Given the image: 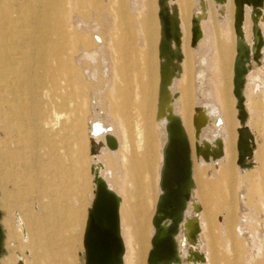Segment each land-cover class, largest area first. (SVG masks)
<instances>
[{
  "label": "bare ground",
  "instance_id": "6f19581e",
  "mask_svg": "<svg viewBox=\"0 0 264 264\" xmlns=\"http://www.w3.org/2000/svg\"><path fill=\"white\" fill-rule=\"evenodd\" d=\"M153 1L155 3L152 4ZM108 7L115 8V17L107 12L114 19L112 23L109 20V23L103 25L98 15ZM152 9H156L157 14V38L152 37V33L149 39H141L144 47L146 44L149 46L144 52L148 65L143 67V72L151 77H155L158 72L159 76L153 90L154 102L145 105L147 112H152L151 123L148 132L146 129L139 132L138 150L125 154L122 152L124 139L115 132L117 121L105 98V92L109 89L113 94L118 74L123 75L124 83L129 87V80L125 77L127 67L121 61L130 53L127 40L132 21ZM164 9L169 11L172 20L168 39L160 16ZM259 9L246 3V0H240L239 4L235 0H224L222 3L215 0H163L162 5L160 0H0V96L13 93V89L19 85L20 64L26 58L34 61L35 67L46 68L50 67L51 53L60 62V72L84 69L82 72L90 83L104 81L105 88L93 93L90 98V114L93 117L87 122V137L90 155L95 162L91 178L94 198L97 178L105 181L118 196L120 233L124 243L123 264H143L146 244L149 240L152 242L155 233L153 218L162 193L161 172L164 148L168 141L166 125L170 117L175 115L181 119L191 144L194 181L192 198L177 236L179 262L175 264H196V259L192 257L202 260L200 251L205 254V261L197 264H213L215 247H226L230 252L234 242H239L243 251L247 252L248 264L264 261V196L260 188L256 190V186H252L251 179L238 176L234 165L233 142L237 122L230 74V32L234 27L236 53L238 43L242 41L251 59L255 49L251 45L252 29L258 30L256 22L259 21V28L264 33V8ZM194 18L198 20L200 28V38L195 47L192 46ZM117 19L118 24H115L114 20ZM111 26L115 28L112 29V36H108L111 31L107 32V29L110 30ZM137 26L140 32L139 22ZM175 34H178V40ZM166 41L168 50L163 52ZM254 77L249 69L244 88L247 100L244 103L245 111L250 109V92H257L264 85V76L257 74V81ZM121 93L122 89L114 97L120 98ZM192 100L194 105L191 110ZM126 108L123 103L117 110L126 113ZM1 109L5 111L6 107L1 105ZM9 109L13 113V105ZM247 126L253 133L252 126ZM150 128L157 134L158 161L154 147L155 136L149 132ZM108 135L116 138L118 148L111 149L108 146ZM218 141L223 144L221 158L206 161L196 156V143L201 146L207 143L209 148L214 149ZM106 154L116 159L112 169L104 162ZM252 157L250 159L259 163L257 151L254 150ZM194 162L202 171L206 170L205 180L210 185L208 201L213 195L212 189L219 190L216 195L220 196L222 215L218 218L214 215L216 207L210 210L206 199L196 189L200 173L196 172ZM116 179L117 186H122L121 191L114 187ZM127 183L143 197L145 207V219L136 240L138 251L126 240L121 214ZM254 194L259 195V201L254 198ZM200 203L204 211L198 213ZM196 219L200 225V236L198 242L193 244L190 233ZM18 226L28 237L22 216H19ZM14 256L17 264H26L20 253ZM8 259L6 262L4 260L5 264H11L13 256Z\"/></svg>",
  "mask_w": 264,
  "mask_h": 264
},
{
  "label": "rangeland",
  "instance_id": "374dc122",
  "mask_svg": "<svg viewBox=\"0 0 264 264\" xmlns=\"http://www.w3.org/2000/svg\"><path fill=\"white\" fill-rule=\"evenodd\" d=\"M258 8H264V4ZM107 12L115 17V8L108 7L98 15L103 25L112 23L114 19ZM114 21L118 24V19ZM137 22L141 26L140 32ZM255 25L258 30L252 29L254 42L251 45L255 49L249 69L257 81V74L264 76V33L259 28V21ZM111 27L110 30L107 29V32L111 31L108 36H112V29L115 28ZM157 30L156 9L143 12L138 20L132 21L127 40L130 53L121 61L127 67L125 77L129 80V87L124 83L123 75L118 74L113 94L109 89L105 92V98L117 121L115 132L124 139L122 152L125 154L138 150L139 132L145 129L148 132V125L151 123L152 112H147L145 105L154 102L153 90L159 76L158 72L155 77L143 72V67L148 65L144 52L149 46L146 44L144 47L141 39H149L152 33V37L157 38ZM233 33L234 27L230 32L231 96L235 101L237 122L233 142L234 165L238 176L251 179L252 186H256V190L260 188L264 196V85L260 91L250 92V109H246L244 119H238L236 98L233 94L237 55ZM50 56V67L46 68L35 67V62H31L29 57L26 58L20 64L19 85L13 89V93L0 96V264L1 260L5 264L4 260L10 256H13L11 264H17L15 253H20L26 264H86L84 233L88 210L94 200L91 169L95 164L89 150L87 122L93 117L90 114V98L93 93L104 89L105 84L103 80L96 84L87 81L82 72L84 69L60 72V62L52 53ZM40 59L43 60V57ZM121 89L122 95L116 99L114 96ZM246 101L244 97V103ZM123 103L127 106L126 113L117 110ZM1 105L6 107L5 111L1 109ZM11 105L14 107L13 113L9 109ZM193 105L192 100L191 110ZM240 124L252 126L254 140L251 144L259 159V163L250 159L242 168L237 165V130ZM149 132L155 136L154 147L158 161L157 134L153 128ZM104 162L111 169L116 165V159L110 154L105 155ZM194 168L200 173L196 189L206 199L210 210L216 207L214 215L218 218L222 215L220 196L216 195L219 190L215 191L213 188V195L208 201L210 185L205 180L206 170L202 171L196 162ZM117 182L118 179L114 181V187L121 191L122 186L118 187ZM124 190L125 204L121 208V214L125 237L138 251L136 240L145 219L143 197L130 183L126 184ZM258 196L254 194L257 201ZM203 211L200 203L198 213ZM19 216L26 222L28 237L23 230H19ZM192 225L190 240L196 244L200 236V225L197 219ZM151 247L149 240L144 249L143 264H148ZM214 253L213 264H248L247 252L243 251L239 242L233 243V250L230 252L226 247L216 246ZM200 256L202 260L192 257L197 260L196 264L205 261V254L201 251ZM254 264H264V261H255Z\"/></svg>",
  "mask_w": 264,
  "mask_h": 264
},
{
  "label": "water",
  "instance_id": "95a60500",
  "mask_svg": "<svg viewBox=\"0 0 264 264\" xmlns=\"http://www.w3.org/2000/svg\"><path fill=\"white\" fill-rule=\"evenodd\" d=\"M215 1L224 2V0ZM235 2L239 4L240 0H235ZM246 3H251L259 9L263 0H246ZM160 4H163V0H160ZM160 16L164 21L165 34L168 39L171 34L172 21L169 11L162 10ZM192 23V46L195 47L200 38V28L196 18ZM175 38L179 39L178 34H175ZM162 50L163 52L168 50L167 41L163 44ZM237 53L234 68V95L237 98L238 118L241 120L246 116L244 88L250 62V53L242 41L238 43ZM166 131L168 141L164 148L160 182L162 193L153 218L155 233L151 242L148 264L179 262L177 236L184 223V216L194 187L192 148L181 119L176 115L171 116L166 125ZM238 134V165L245 166L254 153V147L251 144L254 134L246 125L238 129ZM106 139L111 149L118 148L114 136L108 135ZM195 151L198 158L215 161L223 155V144L218 141L217 146L211 149L207 143L205 146L196 143ZM119 208L117 194L107 186L105 181L97 178L95 198L89 210L84 234L86 264H123L124 243L120 233Z\"/></svg>",
  "mask_w": 264,
  "mask_h": 264
},
{
  "label": "crops",
  "instance_id": "0c3cea01",
  "mask_svg": "<svg viewBox=\"0 0 264 264\" xmlns=\"http://www.w3.org/2000/svg\"><path fill=\"white\" fill-rule=\"evenodd\" d=\"M10 256V255H9ZM8 257V256H7ZM6 258V257H5ZM5 262H6V260H5ZM1 264H2V260H1Z\"/></svg>",
  "mask_w": 264,
  "mask_h": 264
}]
</instances>
